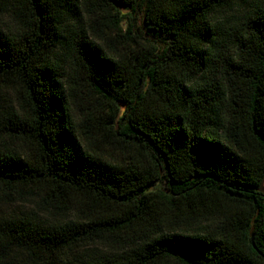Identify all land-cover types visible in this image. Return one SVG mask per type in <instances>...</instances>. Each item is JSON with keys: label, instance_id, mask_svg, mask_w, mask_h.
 <instances>
[{"label": "trees", "instance_id": "trees-1", "mask_svg": "<svg viewBox=\"0 0 264 264\" xmlns=\"http://www.w3.org/2000/svg\"><path fill=\"white\" fill-rule=\"evenodd\" d=\"M0 16V264H264V0Z\"/></svg>", "mask_w": 264, "mask_h": 264}, {"label": "rangeland", "instance_id": "rangeland-1", "mask_svg": "<svg viewBox=\"0 0 264 264\" xmlns=\"http://www.w3.org/2000/svg\"><path fill=\"white\" fill-rule=\"evenodd\" d=\"M141 19L142 17H139L136 21L138 27L140 26ZM4 24H9V19L6 16H0V26H3ZM7 97L10 98L9 94L7 95Z\"/></svg>", "mask_w": 264, "mask_h": 264}, {"label": "water", "instance_id": "water-1", "mask_svg": "<svg viewBox=\"0 0 264 264\" xmlns=\"http://www.w3.org/2000/svg\"><path fill=\"white\" fill-rule=\"evenodd\" d=\"M261 191H264V188H262Z\"/></svg>", "mask_w": 264, "mask_h": 264}]
</instances>
